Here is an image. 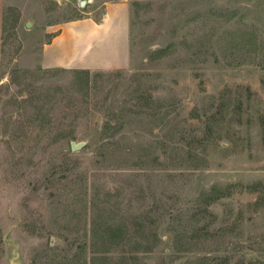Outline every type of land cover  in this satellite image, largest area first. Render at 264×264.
Wrapping results in <instances>:
<instances>
[{
  "label": "rangeland",
  "instance_id": "rangeland-1",
  "mask_svg": "<svg viewBox=\"0 0 264 264\" xmlns=\"http://www.w3.org/2000/svg\"><path fill=\"white\" fill-rule=\"evenodd\" d=\"M80 1L4 0L0 264H264V0ZM111 8L125 67L39 65Z\"/></svg>",
  "mask_w": 264,
  "mask_h": 264
},
{
  "label": "crops",
  "instance_id": "crops-1",
  "mask_svg": "<svg viewBox=\"0 0 264 264\" xmlns=\"http://www.w3.org/2000/svg\"><path fill=\"white\" fill-rule=\"evenodd\" d=\"M4 0H0V54ZM39 65L47 69L109 71L128 63V21L122 8L108 9L106 18L63 25L41 45Z\"/></svg>",
  "mask_w": 264,
  "mask_h": 264
},
{
  "label": "water",
  "instance_id": "water-1",
  "mask_svg": "<svg viewBox=\"0 0 264 264\" xmlns=\"http://www.w3.org/2000/svg\"><path fill=\"white\" fill-rule=\"evenodd\" d=\"M88 1H90V0H88ZM86 2H87L86 0H81L80 5L83 6V5H85ZM28 24L29 23H27V25ZM83 145H84V142H82V141L81 142H74V141L70 142V148L73 151L80 149ZM11 264H17V263L15 261H12Z\"/></svg>",
  "mask_w": 264,
  "mask_h": 264
}]
</instances>
